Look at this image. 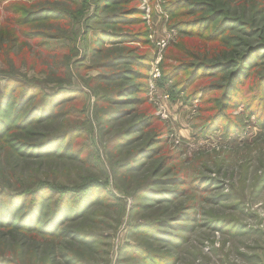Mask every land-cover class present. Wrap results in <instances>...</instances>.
Listing matches in <instances>:
<instances>
[{
  "label": "trees",
  "instance_id": "1",
  "mask_svg": "<svg viewBox=\"0 0 264 264\" xmlns=\"http://www.w3.org/2000/svg\"><path fill=\"white\" fill-rule=\"evenodd\" d=\"M139 1L0 0V63L9 65L7 71H0V82L3 81L0 88V155L5 153L11 157L14 154L22 159L67 156L71 139L84 133L81 129L67 126L55 132H39L37 135L43 134L34 140L29 138L28 132L39 123L59 118L61 107L82 100V90L74 84V71L85 67L83 62L87 55L108 50L95 66L86 68L100 69V73L90 78L93 82L107 80L110 83H101L105 89L95 91L98 124L102 127L107 120L129 115L132 121L123 127L122 135L116 133L109 145L127 146L141 141L114 170L124 176L138 170L141 160L154 158L160 152L163 155L154 161L156 170L172 160L160 145L165 136L163 131H157L158 117L143 107L153 54ZM161 2L170 19V28L176 30L179 38V42L169 46H172L169 55L163 58L161 80L170 81L172 88L182 92L180 96L185 104H191L201 94L197 116L202 123L200 134L206 136L219 127L226 135L238 131L237 116L228 110L242 102L246 111L264 120V73L251 83L248 80L253 70L262 64L259 57L264 54V38L255 44H249V38L259 32L254 20L256 12L264 11V0ZM236 9L242 12L247 9L250 15L238 14ZM18 25L28 26V29L23 27L18 31ZM79 33L87 39L86 51L81 53L77 51ZM18 57L38 71H41L40 59L47 58L51 66L47 82L20 80L14 69ZM137 132L141 134H134ZM73 152L80 151L75 147ZM0 172L4 178L0 181V230L8 233H29L38 240H60L68 235L65 227L68 221L82 217L98 202H112L111 193L98 180H86L71 187L48 181L25 185L14 175L13 167L9 174ZM199 181L197 179L194 184L201 189L204 185ZM176 183L188 182L177 175L150 177L133 192L135 199H139L135 204L139 207L137 210L149 203L171 200L182 192V188L169 186ZM188 215L191 214L183 210L172 217L174 221L171 217H159L133 224L130 230L140 236L139 243H126L122 251L137 254L145 264L170 263V256L144 248L143 237L179 244L183 235L166 230L162 225L187 228L177 220ZM212 222L221 224L220 220ZM75 234L77 240L83 242L101 236L85 231ZM10 258L1 254L0 264H16Z\"/></svg>",
  "mask_w": 264,
  "mask_h": 264
},
{
  "label": "rangeland",
  "instance_id": "2",
  "mask_svg": "<svg viewBox=\"0 0 264 264\" xmlns=\"http://www.w3.org/2000/svg\"><path fill=\"white\" fill-rule=\"evenodd\" d=\"M0 5L2 8V3ZM138 7L143 9L153 54L143 93L146 101L143 107L158 117L160 126L157 131H163L165 136L164 143L160 145L172 160L156 170L158 167L154 161L163 155L160 152L154 158L141 160L138 170L124 176L116 173L114 168L117 169V165L141 141L127 146L109 145L116 133L122 135L123 127L133 117L126 115L122 119L107 120L105 125L99 126L95 91L105 89L101 83H110L107 80L93 82L90 78L100 73V69L86 68L95 66L108 50L87 55L83 62L85 67L74 71L73 78L74 84L82 90V100L61 107L59 118L39 123L37 128L28 132L29 138L34 140L43 134L37 135L39 132H55L67 126L81 129L84 133L71 139L67 156L22 159L14 154L8 157L4 153L0 155V170L9 174L13 167L14 175L25 185L48 181L71 187L86 180H98L111 193L112 202H98L82 217L68 221L65 226L68 235L60 240H38L29 233L0 230V255L12 257L10 259L16 264H145L137 254L122 251L126 243H139L140 236L131 233L132 225L159 217H171L170 220L174 221L172 217L184 210L191 215L177 221L187 228L162 225L166 230L183 235L179 244L153 240L144 235L142 246L156 254L170 256L172 260L168 264H264V120L246 111L242 102L228 110L237 116L240 123L238 131L226 135L219 127L206 136L201 135L202 123L197 118L201 94L191 104H185L180 96L182 92H177L174 86L172 88L170 81L161 80V63L165 55H169L172 47L169 46L179 42L178 34L170 28V19L161 0H140ZM235 11L244 13L246 17L250 15L247 9ZM254 21L259 32L249 38V44L264 38V11L256 12ZM23 27L28 29V26L18 25L17 30ZM77 39L81 45L77 51H86L87 39L80 33ZM259 58L262 64L253 70L248 78L250 83L264 73V54ZM20 59L18 57L14 63L20 80L47 82L51 67L47 58L40 59L38 67L41 71ZM168 61L174 63L171 59ZM8 69L9 65L0 63V71ZM214 80L221 81L220 78ZM2 84L3 81L0 88ZM50 85L53 84H47ZM248 87L244 91L246 97ZM134 134L140 135L141 132ZM75 147L80 152H73ZM176 175L188 183L169 186L182 188V192L171 200L149 203L137 210L139 207L135 204L139 199L133 196L135 189L150 177L171 178ZM6 178L10 179V176ZM197 179H200L199 183L203 182L201 189L194 184ZM1 180L4 178L0 172ZM213 220H220L221 224ZM76 231L101 236L83 242L77 240Z\"/></svg>",
  "mask_w": 264,
  "mask_h": 264
}]
</instances>
